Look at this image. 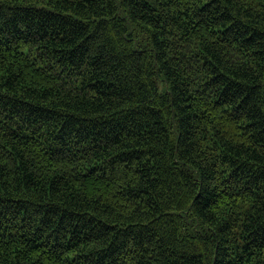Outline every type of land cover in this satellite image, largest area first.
Listing matches in <instances>:
<instances>
[{
	"label": "trees",
	"instance_id": "16d2710c",
	"mask_svg": "<svg viewBox=\"0 0 264 264\" xmlns=\"http://www.w3.org/2000/svg\"><path fill=\"white\" fill-rule=\"evenodd\" d=\"M0 264H264V0H0Z\"/></svg>",
	"mask_w": 264,
	"mask_h": 264
}]
</instances>
